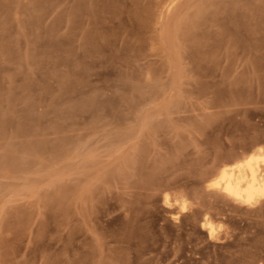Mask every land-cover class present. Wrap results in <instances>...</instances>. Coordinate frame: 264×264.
Here are the masks:
<instances>
[{
	"label": "rangeland",
	"instance_id": "obj_1",
	"mask_svg": "<svg viewBox=\"0 0 264 264\" xmlns=\"http://www.w3.org/2000/svg\"><path fill=\"white\" fill-rule=\"evenodd\" d=\"M258 147L264 0H0V264H264Z\"/></svg>",
	"mask_w": 264,
	"mask_h": 264
},
{
	"label": "bare ground",
	"instance_id": "obj_2",
	"mask_svg": "<svg viewBox=\"0 0 264 264\" xmlns=\"http://www.w3.org/2000/svg\"><path fill=\"white\" fill-rule=\"evenodd\" d=\"M218 171L214 182L208 185L209 188L222 191L240 204L252 205L264 199V148L258 147L247 157L229 166H222ZM209 225L207 231L211 236L212 226Z\"/></svg>",
	"mask_w": 264,
	"mask_h": 264
}]
</instances>
